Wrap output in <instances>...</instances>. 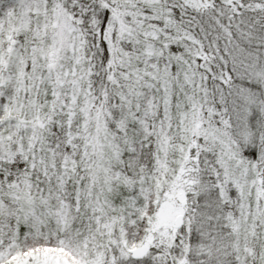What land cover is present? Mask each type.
<instances>
[{"label":"snow or ice","instance_id":"obj_1","mask_svg":"<svg viewBox=\"0 0 264 264\" xmlns=\"http://www.w3.org/2000/svg\"><path fill=\"white\" fill-rule=\"evenodd\" d=\"M0 264H264V0H0Z\"/></svg>","mask_w":264,"mask_h":264}]
</instances>
